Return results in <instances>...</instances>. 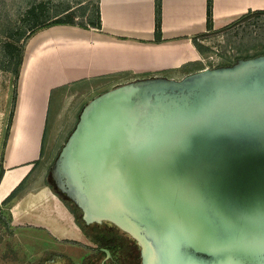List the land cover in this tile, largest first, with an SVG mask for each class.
<instances>
[{
  "label": "water",
  "instance_id": "water-1",
  "mask_svg": "<svg viewBox=\"0 0 264 264\" xmlns=\"http://www.w3.org/2000/svg\"><path fill=\"white\" fill-rule=\"evenodd\" d=\"M52 176L142 264H264V53L99 94Z\"/></svg>",
  "mask_w": 264,
  "mask_h": 264
},
{
  "label": "crops",
  "instance_id": "crops-1",
  "mask_svg": "<svg viewBox=\"0 0 264 264\" xmlns=\"http://www.w3.org/2000/svg\"><path fill=\"white\" fill-rule=\"evenodd\" d=\"M211 1L208 26L207 0H161L157 36L155 0H99L100 29L55 25L38 30L25 46L5 146L13 86H3L2 79L10 73L0 70V208L7 206L15 235L18 229L33 228L46 232L56 244L84 241L78 220L47 177L55 137L53 133L54 137L45 139L51 93L61 90L67 96L72 86L87 87L76 107L65 112L63 96L54 126L71 107L75 114L79 111L77 123L83 107L113 88L114 79L123 84L129 76L153 72L173 77L171 72L199 62L207 33L249 11L264 10V0ZM1 87L6 89L1 91ZM96 91L101 92L94 96ZM16 187L13 197L2 204Z\"/></svg>",
  "mask_w": 264,
  "mask_h": 264
},
{
  "label": "rangeland",
  "instance_id": "rangeland-1",
  "mask_svg": "<svg viewBox=\"0 0 264 264\" xmlns=\"http://www.w3.org/2000/svg\"><path fill=\"white\" fill-rule=\"evenodd\" d=\"M97 2L98 0H0V49L2 41L6 40L1 33L2 31L8 33L15 31L14 29L17 28L18 31L23 30L27 33L29 26L39 23L40 21H52L53 19L66 21L71 16L75 18V21L94 20ZM30 10H33V12L28 13ZM81 13L82 15H79ZM205 38L208 42H206L207 44H202L204 45V49L199 62H190L178 68V70L176 69L177 71H174L175 73L171 72L173 73V77H167L165 73L153 72L135 74L124 80H129V82H131L157 77L181 79L186 75L205 68L231 65L239 58L262 54L264 53V15L251 14L246 18L235 20L223 28L207 33ZM198 48H201L200 43L198 44ZM8 75L9 76H7L5 80L2 79L3 86H7L13 82L12 76L10 74ZM120 82L123 81L114 79L112 86L115 87L119 85ZM86 88L87 87L84 85L72 86L67 96L65 95L66 93L64 94L61 90H54L50 97L45 139H50L53 133L55 137L53 135V151L52 156L49 158L50 164L47 177L56 193H59L61 196H64L62 194L63 192L61 193L58 191L52 176V171L56 166L61 148L66 142L77 120L79 111L75 114L72 107H76L79 103L78 99L84 96ZM5 89L6 87H1V91ZM100 92L101 91H98V93ZM98 93L97 91L94 92V96ZM64 95L66 98H63ZM60 103L64 107V112L66 108L72 107L66 112V115L61 117L60 122H58L55 127V116ZM70 202H72V200H70ZM0 213V264H39L46 260L45 258L48 257L47 253L49 251H54L56 249H63L64 253H69L71 255L73 262L79 263L81 257H83L86 252L80 247L56 244L46 232L33 228L18 229L19 231H17L15 235L14 229L9 227L7 206L0 208ZM80 217L81 214L78 213V218ZM78 220L82 225L81 219ZM104 221L113 224L108 220H103L102 222ZM83 240L85 243L89 244V241L84 237ZM137 252L138 249L134 251L136 257H138ZM130 260L132 262H129V264H142L141 248L138 260L135 257L130 258ZM98 262L99 261L96 260L93 264H98Z\"/></svg>",
  "mask_w": 264,
  "mask_h": 264
},
{
  "label": "trees",
  "instance_id": "trees-1",
  "mask_svg": "<svg viewBox=\"0 0 264 264\" xmlns=\"http://www.w3.org/2000/svg\"><path fill=\"white\" fill-rule=\"evenodd\" d=\"M211 6H212V1L207 0V25H210L211 21ZM68 10V9H66ZM64 10V11H66ZM33 10H30L28 13H32ZM95 19H89V20H84V21H75L74 17L68 18L66 21L65 20H58V19H53L52 21H40L39 23H35L31 26L28 27L27 33L23 30L18 31V29H14L15 31L4 33L2 31L1 33L5 37V41H2L1 44V51H0V70L4 72H8L12 75L13 78V90H12V103H11V109L9 113V117L7 120V125L4 133V141H3V146H5V142L9 133V129L11 126V119L15 107V100H16V95H17V83H18V78H19V73H20V68L22 64V60L24 57V52H25V46L29 38L32 37L33 34H35L38 30H41L43 28H47L50 26H55V25H70V26H78L84 29H89V28H97L100 29V9H99V0L97 2V6L95 9ZM251 14H259V15H264V10H257V11H249L248 13L242 15L239 17L237 20L246 18L250 16ZM79 15H82L79 14ZM25 19V18H24ZM154 19H155V34L156 36L159 35L160 32V22H161V0H155L154 4ZM263 54V53H262ZM248 58V57H245ZM3 153V150L2 152ZM2 155V154H1ZM2 157V156H1ZM3 174V168L2 165L0 164V179ZM16 187L10 195L6 199L3 200L2 204L7 203L14 195ZM62 201L66 204V206L70 209V211L74 214L76 219H81L82 225H83V220L82 218H78V213L81 214V209L74 203L70 202V200H67L64 196H61L59 193H57ZM1 215V213H0ZM79 224L80 221L78 220ZM80 224V226L82 227ZM83 228V227H82Z\"/></svg>",
  "mask_w": 264,
  "mask_h": 264
},
{
  "label": "flooded vegetation",
  "instance_id": "flooded-vegetation-1",
  "mask_svg": "<svg viewBox=\"0 0 264 264\" xmlns=\"http://www.w3.org/2000/svg\"><path fill=\"white\" fill-rule=\"evenodd\" d=\"M58 191L62 193L59 188ZM62 194L67 200L69 199L64 193ZM82 227L83 237L89 241V244L75 240L61 242V244L80 247L86 251L79 263L73 262L71 255L64 253L63 249H56L49 251L46 260L39 264H93L96 260L99 261L98 264H129L132 262L130 258L135 257L138 260L140 246L137 240L115 224L105 221L91 224L83 222ZM136 249H138V257L134 254Z\"/></svg>",
  "mask_w": 264,
  "mask_h": 264
},
{
  "label": "bare ground",
  "instance_id": "bare-ground-1",
  "mask_svg": "<svg viewBox=\"0 0 264 264\" xmlns=\"http://www.w3.org/2000/svg\"><path fill=\"white\" fill-rule=\"evenodd\" d=\"M131 226H134V225L131 224Z\"/></svg>",
  "mask_w": 264,
  "mask_h": 264
}]
</instances>
